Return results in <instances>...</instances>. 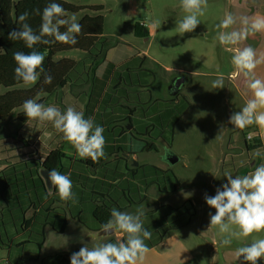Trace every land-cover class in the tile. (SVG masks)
I'll return each instance as SVG.
<instances>
[{
    "label": "crops",
    "instance_id": "0c3cea01",
    "mask_svg": "<svg viewBox=\"0 0 264 264\" xmlns=\"http://www.w3.org/2000/svg\"><path fill=\"white\" fill-rule=\"evenodd\" d=\"M256 15L264 16V6L248 17ZM247 45L258 54L264 52V33L249 37L240 46ZM84 56V60L67 54L58 56L57 59L75 60V70L66 87L38 97V102L60 105L62 111L72 106L82 111L85 118H93L95 124L104 128L106 158L99 163L82 160L51 123L27 120L22 108L12 112L5 122L18 113L17 121L24 127L18 135L0 139V264H40L48 237L56 241L55 237L63 239L76 233L75 243L82 238L89 243L116 241L115 234H99L101 228L94 211L106 208L111 212L115 207L134 213L141 205L145 206L144 228L152 233L151 239L145 241L151 252L144 264H181V260L184 264H245L243 258H235V249L250 243L251 238L234 239L231 246L222 247L217 230L209 228V213L214 214L215 209L206 204L205 195L214 196L216 182L224 184L227 179L187 175L184 170L190 164L189 156L175 151L177 137L186 136L189 128L185 124L187 112H178L180 99L172 96L169 88L175 78L192 73L180 70L171 76L172 68L162 64L148 49L111 48L94 71L93 62ZM231 56L232 53L226 65L228 89L232 88L234 95L246 102L251 93L243 77L228 79L234 71ZM149 61L151 68L158 70L160 81L147 66ZM256 73L264 77V64ZM185 83L184 79L181 97ZM247 130L248 135L260 138L264 149V134L258 127L252 125ZM165 148L171 150L166 160ZM56 150L64 155L57 171L70 176L77 197L75 203L61 201L56 189L48 187L41 175L46 158ZM169 154L178 157V162L171 165ZM223 154L221 150L214 161L215 174L230 163L237 172L241 161H225ZM200 159H196L199 166ZM178 164L183 166L181 173L176 172ZM235 172L231 174L236 176ZM64 218L67 226L61 233Z\"/></svg>",
    "mask_w": 264,
    "mask_h": 264
},
{
    "label": "clouds",
    "instance_id": "9594fccd",
    "mask_svg": "<svg viewBox=\"0 0 264 264\" xmlns=\"http://www.w3.org/2000/svg\"><path fill=\"white\" fill-rule=\"evenodd\" d=\"M180 6L185 15L176 22V30L183 35L193 32L201 23L199 17L205 15L208 0H180ZM34 11L41 15L42 22L38 34L26 22L28 12L18 16L21 25L19 30L9 33L10 40L23 41L28 49H33L28 53L18 51L13 54L17 65L14 69L15 77L26 87L35 85L40 75L45 73V53L34 50V46L56 42L75 45L78 42L76 37L82 31L76 14L69 15L59 3L51 2L42 12L39 9ZM238 19L241 26L235 28ZM62 27H65L66 31L62 32ZM216 27V39L219 44L232 53L231 64L234 71L228 79L243 77L245 86L251 93V98L229 117L228 123L239 130L256 125L261 134H264V77L256 73L257 68L264 64V52L258 54L250 45L240 46L249 37L264 33V16L237 18L232 13H226ZM224 80L223 74L218 75L212 81V89L225 87ZM51 82V75L45 74L44 83ZM22 110L27 120L41 124L51 123L55 131L62 134L63 140L75 149L80 159L99 163L101 158H106L104 128L95 124L93 118H85L82 111L72 106L62 111L55 105L46 106L39 103L38 98L25 100ZM223 130L222 127L220 132ZM248 139H252L251 133ZM169 152L171 150L164 149L163 159L166 160ZM260 156L261 150L256 149L253 158ZM223 177L227 182L216 189V194L205 195L206 204L215 209L214 214L209 213V228L217 230L218 242L222 247L231 246L234 239L247 241L251 238L250 243L235 249V258H243L245 264H258L259 261H264V163L246 175L233 176L231 172L225 171ZM46 180L48 184L50 182V188L56 189L61 201H77L69 175L53 168L48 172ZM48 194L51 195V192ZM44 198L47 199V196ZM144 208L145 206L141 205L134 213L112 208L110 219L100 228L105 237L115 234L116 242L98 243L91 248L85 244L71 255L70 264H144L151 252L145 241L152 236V233L144 228ZM181 264H184L183 260Z\"/></svg>",
    "mask_w": 264,
    "mask_h": 264
},
{
    "label": "rangeland",
    "instance_id": "374dc122",
    "mask_svg": "<svg viewBox=\"0 0 264 264\" xmlns=\"http://www.w3.org/2000/svg\"><path fill=\"white\" fill-rule=\"evenodd\" d=\"M65 1L82 6H103L104 9L99 14L103 15L105 19L104 34L106 36L104 39L111 44L109 47L114 49V47L120 46L123 51L135 48L148 49L151 55L161 60L162 64L172 68L171 76H176L180 70L192 73L182 75L186 83L181 93L182 96H186L189 103L186 107L187 118L185 120L186 128L189 129L186 136L177 137L175 147V151L189 156L190 164L185 168L184 173L187 175L200 174L206 178H214L215 175L218 180H221L224 172L228 171V166H226L220 174H215L214 161H217L219 154L221 155V150L224 152L222 158L225 161H229L231 158H234L236 162L237 160L241 161V167L238 166L236 175L243 176L253 168L254 162L251 157L253 154L245 150L241 138L242 131H247V128L236 130L233 125L228 123L229 117L239 111L245 102L242 97L237 98L234 95L232 88L228 89L229 69L226 65L227 58L231 53L226 52L216 39L218 32L216 25L220 23L226 13H232L237 18L249 16L264 6V0H208L205 15L199 17L201 23L193 32L183 35H180L176 30V22L185 15L180 6V0ZM86 14L94 15L87 10L76 13L78 22ZM136 23H141L147 29L148 36L146 38L135 36ZM240 26L238 19L234 27L239 28ZM76 53L70 52L67 55L84 60V54ZM132 64V61L128 62V65L132 66ZM147 66L152 69L150 61ZM152 70L156 80L160 81L158 70ZM220 74L225 77V87L214 90L211 87L212 81ZM19 88L30 87L22 85ZM4 92V89L0 90V94ZM17 114L15 113L7 122L0 123V139L16 136L23 129V124L17 121ZM223 125L224 130L220 132ZM230 140L232 141L230 142ZM222 143L224 146L221 148ZM150 158L152 159L153 156ZM196 159H200L202 165H197ZM177 171L180 173L183 171L182 164L176 166ZM216 185L219 188L222 183L216 182ZM75 235L76 233H73L63 239L55 237L56 241L48 237L47 244L41 253L40 264H47L50 258L48 256L52 254L75 251L85 244L90 247L98 244L96 242L89 243L83 238L75 243L73 240Z\"/></svg>",
    "mask_w": 264,
    "mask_h": 264
},
{
    "label": "trees",
    "instance_id": "16d2710c",
    "mask_svg": "<svg viewBox=\"0 0 264 264\" xmlns=\"http://www.w3.org/2000/svg\"><path fill=\"white\" fill-rule=\"evenodd\" d=\"M51 2L61 4L68 14H76L87 10L94 15L86 14L79 20V23L82 25V31L77 35L76 39L78 42L75 45L56 42L50 45L37 44L34 46V50L45 53L43 64L45 73L40 75L35 85L30 88L21 89L19 87L24 84L15 77L14 69L17 65L13 54L18 51L28 53L33 49H28L23 41L10 40L9 33L13 30H19L21 25L18 22V16L24 12H28L29 16L26 22L38 34L42 21L41 15L36 14L34 10L39 9L42 12ZM103 9L101 5L79 6L64 0H0V90L4 89L5 91L0 94V123H4L12 112L21 109L25 100L50 95L66 87L69 76L75 70L77 62L70 58L57 59L58 56L70 52H78L89 56L93 62L92 71L105 59L107 51L111 48L109 47L111 44L107 43L103 38L105 19L103 15L99 14ZM60 30L62 32L66 31V28L62 27ZM134 34L136 37L146 38L148 31L141 23H136ZM45 74L51 75V84L44 83ZM176 98L180 99L177 109L179 113H182L188 107V100L185 97H181L180 94ZM21 120L25 121L24 119ZM248 130L241 133L243 147L250 154H253L256 149H260L262 152V156L253 158L254 166L252 169L254 170L256 166L264 163V149L259 137L247 138ZM63 158L64 155L60 151H52L46 158L43 166L50 171L53 168L57 170ZM226 166H228L227 170L229 169V172H235L236 167L234 164H225L222 169ZM231 169L233 171H230ZM110 214L111 212L106 208H97L93 213L94 218L100 226L110 219ZM62 224L63 229L59 230L61 233L65 231L67 226L65 218L62 220ZM109 242L116 241L110 239ZM88 247L91 248L90 246ZM79 249L74 252H59L50 256L47 264H70L71 255L78 252Z\"/></svg>",
    "mask_w": 264,
    "mask_h": 264
},
{
    "label": "water",
    "instance_id": "95a60500",
    "mask_svg": "<svg viewBox=\"0 0 264 264\" xmlns=\"http://www.w3.org/2000/svg\"><path fill=\"white\" fill-rule=\"evenodd\" d=\"M184 82V78L181 76V77H178V78H175L172 83H171V86L169 88V93L172 95V96H177L180 92V89H181V86ZM179 158L176 157L175 155L173 154H169L168 156V161L171 165L175 164L176 162H178ZM48 172H50V170H48L47 168H43V170L41 171V175L43 176V178L45 179L46 181V185L48 187H50V182L48 184L47 180H46V177H47V174ZM100 235L104 236V234L102 233V231H100L99 233Z\"/></svg>",
    "mask_w": 264,
    "mask_h": 264
},
{
    "label": "built area",
    "instance_id": "2783aa9c",
    "mask_svg": "<svg viewBox=\"0 0 264 264\" xmlns=\"http://www.w3.org/2000/svg\"><path fill=\"white\" fill-rule=\"evenodd\" d=\"M249 135H247V138H248Z\"/></svg>",
    "mask_w": 264,
    "mask_h": 264
}]
</instances>
